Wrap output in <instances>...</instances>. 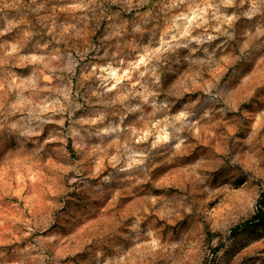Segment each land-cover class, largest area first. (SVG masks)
<instances>
[{
    "label": "rangeland",
    "instance_id": "1",
    "mask_svg": "<svg viewBox=\"0 0 264 264\" xmlns=\"http://www.w3.org/2000/svg\"><path fill=\"white\" fill-rule=\"evenodd\" d=\"M263 195L264 0H0V264H264Z\"/></svg>",
    "mask_w": 264,
    "mask_h": 264
},
{
    "label": "trees",
    "instance_id": "2",
    "mask_svg": "<svg viewBox=\"0 0 264 264\" xmlns=\"http://www.w3.org/2000/svg\"><path fill=\"white\" fill-rule=\"evenodd\" d=\"M264 219V195L262 196L259 202V208L257 209V214L254 217V220H263Z\"/></svg>",
    "mask_w": 264,
    "mask_h": 264
},
{
    "label": "bare ground",
    "instance_id": "3",
    "mask_svg": "<svg viewBox=\"0 0 264 264\" xmlns=\"http://www.w3.org/2000/svg\"><path fill=\"white\" fill-rule=\"evenodd\" d=\"M128 217V216H127Z\"/></svg>",
    "mask_w": 264,
    "mask_h": 264
}]
</instances>
